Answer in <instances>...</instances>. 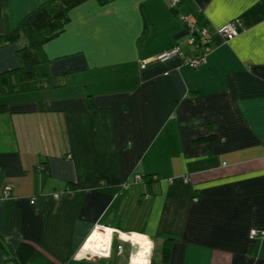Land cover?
<instances>
[{
	"label": "crops",
	"instance_id": "1",
	"mask_svg": "<svg viewBox=\"0 0 264 264\" xmlns=\"http://www.w3.org/2000/svg\"><path fill=\"white\" fill-rule=\"evenodd\" d=\"M43 1L0 4V33ZM179 16L237 34L213 33L195 68L182 56L140 68L173 44L194 54ZM22 43L0 47V72ZM42 54L64 84L0 98V264L21 241L55 264H133L134 233L150 264H264V236H248L264 229V0H88ZM100 227L109 256L80 255Z\"/></svg>",
	"mask_w": 264,
	"mask_h": 264
},
{
	"label": "trees",
	"instance_id": "2",
	"mask_svg": "<svg viewBox=\"0 0 264 264\" xmlns=\"http://www.w3.org/2000/svg\"><path fill=\"white\" fill-rule=\"evenodd\" d=\"M86 1L88 0H45L27 12L12 29L0 33V47L18 41L20 38L23 39L22 45L16 52L19 66L0 72V94L26 92L64 84L63 77L55 78L48 75L47 60L42 54V46L62 31L68 21L70 10ZM98 1L104 4L110 0ZM0 4L5 5L6 0H0ZM196 22L198 25H207L200 23L199 20ZM87 100L89 107H92L90 96ZM4 112H7V105L0 104V113ZM199 140L209 144L215 140V135L210 134ZM169 251V243L166 241L161 248L164 262L168 261ZM10 259L15 264H55L27 241H21L18 244Z\"/></svg>",
	"mask_w": 264,
	"mask_h": 264
},
{
	"label": "built area",
	"instance_id": "3",
	"mask_svg": "<svg viewBox=\"0 0 264 264\" xmlns=\"http://www.w3.org/2000/svg\"><path fill=\"white\" fill-rule=\"evenodd\" d=\"M170 8H175L177 4L180 2V0H167ZM180 20L184 23L185 27V37L184 42L188 46L192 47L194 50V54L192 56L186 57L184 56V53L180 46L178 44H173L172 46L165 48L147 58H143L139 61L140 68H145L147 64L151 62H164L170 58L176 57V56H182L184 63L190 67L195 68L201 64H204L207 60V55L209 51V45L211 43V38L213 33L219 35L224 40H230L237 34L235 21H228L224 24H222L219 27H216L214 31L212 32L208 25H198V23L194 20H188L185 16H179ZM142 179L141 174H135L133 176V181L137 182ZM171 180V179H169ZM123 187H127V183L122 185ZM11 185L6 184L3 186L2 192H1V198L7 197L10 194ZM52 196L54 198H58V193H53ZM149 195H145V198H148ZM34 199L30 200V203L34 202ZM103 230H106L107 228L100 227ZM109 230V229H108ZM111 230H109V236L106 240L102 241L101 247L98 249L93 250L92 252H86L81 251L84 243L79 249V254L86 256V257H94V258H100L109 256L110 249H111ZM249 238L264 236V229L262 228H251L248 233ZM140 248V245L136 251L135 254L131 256L132 260L133 257H135L138 253V250ZM117 253L122 252V244L118 243L116 246ZM145 255H148L145 253Z\"/></svg>",
	"mask_w": 264,
	"mask_h": 264
},
{
	"label": "bare ground",
	"instance_id": "4",
	"mask_svg": "<svg viewBox=\"0 0 264 264\" xmlns=\"http://www.w3.org/2000/svg\"><path fill=\"white\" fill-rule=\"evenodd\" d=\"M95 234V235H94ZM109 236V230H103L102 228H96L94 229L86 238V240L84 241V245L81 249V251H87V252H92L95 249H98L101 247L102 241L106 240ZM123 238H126V234L121 235ZM133 242H135L136 244L140 245V248L138 250V253L135 257H133V259H135V261L140 260L142 258V253H144V250L147 248L148 244L146 243V241H148L146 238H144L143 236L139 235V234H131L129 237ZM85 244L88 245L87 248H85ZM85 251V252H86ZM145 254V253H144Z\"/></svg>",
	"mask_w": 264,
	"mask_h": 264
},
{
	"label": "clouds",
	"instance_id": "5",
	"mask_svg": "<svg viewBox=\"0 0 264 264\" xmlns=\"http://www.w3.org/2000/svg\"><path fill=\"white\" fill-rule=\"evenodd\" d=\"M146 243L148 244V247L144 250V253H147L150 255V251H151V241H146ZM144 253H142V258L138 261H133V264H150V260L147 258V255H145Z\"/></svg>",
	"mask_w": 264,
	"mask_h": 264
},
{
	"label": "rangeland",
	"instance_id": "6",
	"mask_svg": "<svg viewBox=\"0 0 264 264\" xmlns=\"http://www.w3.org/2000/svg\"><path fill=\"white\" fill-rule=\"evenodd\" d=\"M7 95H11V94H0V98H3V97H5V96H7ZM116 236V235H115Z\"/></svg>",
	"mask_w": 264,
	"mask_h": 264
},
{
	"label": "water",
	"instance_id": "7",
	"mask_svg": "<svg viewBox=\"0 0 264 264\" xmlns=\"http://www.w3.org/2000/svg\"><path fill=\"white\" fill-rule=\"evenodd\" d=\"M133 248H135V251H136L138 249L137 244H135ZM135 251H133V252H135Z\"/></svg>",
	"mask_w": 264,
	"mask_h": 264
},
{
	"label": "snow or ice",
	"instance_id": "8",
	"mask_svg": "<svg viewBox=\"0 0 264 264\" xmlns=\"http://www.w3.org/2000/svg\"><path fill=\"white\" fill-rule=\"evenodd\" d=\"M95 235V234H94ZM85 248H87L88 247V245L87 244H85V246H84Z\"/></svg>",
	"mask_w": 264,
	"mask_h": 264
}]
</instances>
